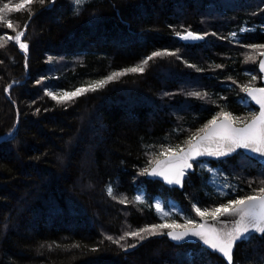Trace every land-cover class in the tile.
I'll return each instance as SVG.
<instances>
[{"label": "trees", "instance_id": "1", "mask_svg": "<svg viewBox=\"0 0 264 264\" xmlns=\"http://www.w3.org/2000/svg\"><path fill=\"white\" fill-rule=\"evenodd\" d=\"M263 53L264 0H0V264H264V233L230 260L164 235L263 193V164L145 178L214 119L255 115L241 86L263 84Z\"/></svg>", "mask_w": 264, "mask_h": 264}, {"label": "water", "instance_id": "2", "mask_svg": "<svg viewBox=\"0 0 264 264\" xmlns=\"http://www.w3.org/2000/svg\"><path fill=\"white\" fill-rule=\"evenodd\" d=\"M23 36V33L19 36V42ZM182 38L194 42L198 34L188 32ZM257 69L263 85H253L245 90V96L257 108L253 117L242 124H235L226 116L214 119L187 146L155 161L145 178L182 190L186 175L195 172L196 161L225 159L238 150L264 165V53ZM250 233L258 236L264 233V192L243 199L219 214L204 217L196 225L172 228L164 235L174 244L199 243L230 260L237 243Z\"/></svg>", "mask_w": 264, "mask_h": 264}, {"label": "rangeland", "instance_id": "3", "mask_svg": "<svg viewBox=\"0 0 264 264\" xmlns=\"http://www.w3.org/2000/svg\"><path fill=\"white\" fill-rule=\"evenodd\" d=\"M18 48L20 49V52L21 53H24V51L27 49V45L21 41L19 42L18 40ZM250 87V84H245L243 86H241V91L244 92L246 90V88ZM62 95H67V93H63ZM59 96V95H58ZM247 98V97H246ZM248 99V98H247ZM249 100V99H248ZM224 116L228 117L232 122H234L235 124H242L244 123V118H240V117H236L234 115H232L231 113L227 112L224 114ZM230 206L228 205H224V206H218L216 207L212 212H211V215H216V214H219L220 212H222L223 210L229 208ZM198 214H200L202 217L201 218H204L205 216L204 215H208L210 214V212H207L206 209H203V210H198L197 211ZM167 224V223H166ZM171 224H174L176 226H174L175 228H178L177 225L178 223L175 221H173V223ZM181 224H186V223H181Z\"/></svg>", "mask_w": 264, "mask_h": 264}, {"label": "bare ground", "instance_id": "4", "mask_svg": "<svg viewBox=\"0 0 264 264\" xmlns=\"http://www.w3.org/2000/svg\"><path fill=\"white\" fill-rule=\"evenodd\" d=\"M263 85V84H262ZM247 89V88H246ZM245 94V93H244ZM257 112V111H256ZM223 117V116H222ZM217 119V118H216ZM212 122V121H211Z\"/></svg>", "mask_w": 264, "mask_h": 264}]
</instances>
